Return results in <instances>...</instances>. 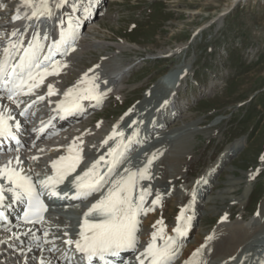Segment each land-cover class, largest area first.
<instances>
[{"label":"rangeland","instance_id":"1","mask_svg":"<svg viewBox=\"0 0 264 264\" xmlns=\"http://www.w3.org/2000/svg\"><path fill=\"white\" fill-rule=\"evenodd\" d=\"M14 1L9 0L8 6L1 10H10ZM102 4L105 14L97 12L92 30L84 35L89 45L77 49L75 58L67 59L70 65L65 84L75 80L92 62L109 60L126 70L118 85L121 90L118 96L111 94L104 98L84 118L83 124L87 121V126L75 125L74 131L81 128L101 131L110 126L149 95L155 83L161 81L159 78L185 63L187 69L178 88L173 90L171 102L179 110L173 117L172 108H164L156 127L157 131L159 128L171 131L189 125L192 130V135L182 140L190 144L186 158L189 164L183 165L172 189L196 181L207 169H212L209 176L214 184L199 196L200 202L206 205L211 196L229 188L224 199L218 197L215 206H211L213 202L207 204L216 213L202 215L203 229L197 218L185 245L195 239L198 230L211 233L220 224L224 209L227 212L232 209L231 220L226 219L229 221L226 225L236 221L247 224L259 213L264 198V0H117L113 3L103 0ZM146 113H139L142 117L138 118L144 120ZM156 128L152 133L159 134ZM182 133L181 138L188 134ZM142 141H138L139 145ZM238 142L241 145L237 149L226 152ZM222 157L226 159L220 162ZM216 161L219 168L214 167ZM228 179L235 181V185L227 186ZM157 197L159 203L153 204ZM157 197L146 201L145 209L150 210L141 215L140 239H145L163 218H178L177 213L188 198L186 195L183 202L171 195ZM243 213L246 217L241 219ZM148 217V223L142 224ZM14 254L15 250L6 246L0 264H24L33 260ZM177 257L175 263L181 262Z\"/></svg>","mask_w":264,"mask_h":264},{"label":"bare ground","instance_id":"2","mask_svg":"<svg viewBox=\"0 0 264 264\" xmlns=\"http://www.w3.org/2000/svg\"><path fill=\"white\" fill-rule=\"evenodd\" d=\"M77 2L78 0H67V3L59 8H56L53 5V17L44 20L49 23V30L56 27L60 29L62 28L66 37H68V39H66V43L68 45L65 44L67 46V52L65 54L67 55V59L75 58L74 56L77 52L76 48H85L88 44L84 39L79 40L77 38L78 35L76 30L73 32L70 31L71 28L67 27L65 24L69 23L65 22L68 18L71 23H76L77 19L74 18V16L77 17L79 10L75 13L73 10L76 7ZM8 3L9 0H0V8L8 6ZM13 4L14 6L8 11L0 9V36L4 35L6 44H14L19 40L30 41L23 37V33L27 28V19L23 17L21 19H13V17L20 12H17V10L21 7V0H15ZM82 7L83 6L80 8ZM6 14L8 15L6 16ZM33 27L35 28L36 26L33 25ZM14 32L16 33L15 35H13ZM35 33L37 35L36 31ZM44 38H46L44 40L45 42L49 41L48 36ZM31 42H34V40H31ZM108 61L104 60L100 63L88 66L86 68V70H89L88 72L82 71L75 80L68 84H65V76L69 72V64H67V60L64 59L62 62H52L48 70L52 71V66L55 63L58 66V74L52 75L49 79L48 85L50 83L54 85L55 95H48V98H55L56 96L62 94L64 90L74 88L77 90H83L85 87L88 88L92 84L98 85V93H103L100 100L104 97L110 96L111 94L118 95L121 92L118 85L124 78L122 73L126 70V68L122 69V67L117 66L116 63ZM185 69V63L181 65L179 64L175 71L168 73L162 81L156 82L153 88H151L149 95L144 97L138 105L132 107V109H130L122 119L118 120V123H112L108 128L104 130L102 129L101 131L103 134L100 129L95 130L82 128L79 132L76 131V133L73 132V134L68 135L65 139L64 148L51 147L50 143L46 142L47 144H39L32 149L27 148L26 150H22L18 153L6 154L0 158V170L19 169V174L27 173L31 179H37V175L41 174L42 176L40 177V180H42L50 176L53 172L52 163L54 161H58L57 157L60 154H63V157L69 156L70 147L73 148L71 153L73 156L76 155L75 151L78 150L81 157L80 163L74 172L75 175L82 174L96 161H100L97 171H99L102 167L103 170L106 168L109 170L108 162L112 161L113 158L116 157L120 162L115 165L114 170L106 178L109 181L111 176L115 173L117 175L119 174L117 179L121 176H126L127 173H125L124 169H129L132 172L147 169L146 175L149 177L148 179H139V176L136 178V185L131 191L134 201L138 200L143 189H148L149 192V194H147L144 198L143 206L146 205V201H149V197L154 199L158 195H171V197H174L175 199L179 197L183 202L185 201V196L187 195L188 197L187 200L182 203L180 211L177 213V215H181L179 220H167V218H165V220L168 221L165 223L163 218L162 221H160L161 224H159L155 229H151L152 231L149 230L150 233H147L148 235H146L145 239H140L141 245L144 246L145 250L150 243H154L157 247H164L166 244L172 243L173 248L176 250V255L172 259L179 256L182 260L181 262L174 264H258L264 257V198L261 201L259 213L256 217L254 216L250 219L247 224H242L236 221L230 226L226 225V223L231 220L232 209L230 210L228 208L230 210L229 212L226 211L227 209H224L221 213L222 216H220L221 222H218L220 224H218L211 233L198 230L195 234V239L191 243L185 245L186 239L184 238L186 236V231L189 230L190 227L194 226L197 218L199 221L198 224L200 225L199 227L202 229L203 227L205 228L204 216L202 215H206V213H216L215 210L208 207L209 205L207 206V204L213 202L210 204L211 206H215L218 197H223L226 192L229 191V188L226 192L211 196L206 205L200 202L198 197L205 193L208 189L212 188L214 184L211 180V176H209L212 169H210V171L207 169L206 171L204 170V173L202 172V174H199L196 181H193L183 187L181 185V188L177 187V189H172L174 188L172 187L173 182H176L180 178L183 165L188 163L186 158L189 156L190 144H185V141L182 140L192 135V130L189 125L174 128L171 131H159V134L156 135L152 133L149 134L147 129H144L143 133H139V131L136 130L138 121H141L139 125L144 122L143 125L145 126H158V116L160 112H157V117L156 113L149 117L146 112H151L150 110L157 108V106H159V110L162 107L169 106L171 89L167 90L165 81L173 83L172 85H176L175 82L177 76L182 74ZM157 90L159 95L157 94ZM46 91L48 93V89ZM76 94H78V92H74V95ZM79 101L85 106L97 102L95 99H82ZM153 102L156 104L151 105ZM8 105V102H4V105L2 104L3 107H7ZM141 109L142 112H140ZM2 111L4 110L2 109ZM11 113H13V111H11ZM139 113H146L144 120L139 119L140 115L142 117V114L138 115ZM16 116H18V114ZM91 119V121L94 120L93 118ZM31 121L32 119L29 115H27L25 117H20L19 123L23 124ZM99 125L103 124L101 123ZM133 127L135 130H132ZM133 131L134 133L138 132L137 137L141 138L142 136L145 138V141L142 143L140 149L138 148L140 150L137 155L138 157L131 160L129 165L125 166L122 171L119 169L122 158L127 156L129 147L136 143L134 140L135 137H133ZM184 131L188 134H186L184 138H181L180 136ZM93 133L95 134L93 135ZM120 133H122V135ZM193 133L195 132L193 131ZM73 135L78 136L73 139ZM108 136H110V139L107 140V143H105V138ZM178 139L181 140L178 141ZM121 141H124L123 146ZM240 145L241 142L236 144L234 143L226 152H233ZM107 147H109V149H107ZM104 149H107L108 152H106L107 154L104 156L99 155L101 152L94 155L96 152H99L100 150L103 151ZM110 149L116 150L114 156L109 155ZM121 151L123 152V156L119 157ZM100 157H104L105 159L101 161ZM222 158L220 159V162L226 159V157ZM183 161L184 163L180 164ZM152 163H156L153 169L150 168ZM218 164L219 163L216 161L214 167L219 168ZM18 166H20V168H18ZM164 177H166V179H164ZM201 177L203 178L201 179ZM0 181L7 182V177L4 176L3 178V176H0ZM234 183L235 181L228 179L226 185L231 187L232 185H235ZM38 184L40 185L39 180ZM12 194L16 193L12 192ZM65 196L67 197L68 195L66 194ZM100 196V194H95L91 197L93 203L100 200L102 198ZM224 198L225 197H223V199ZM2 201H5L3 209L4 207L7 209L11 208L12 203L10 199L8 201L3 199ZM85 203H89L90 206L84 207L80 209V211L74 210L69 213L74 214L87 212L92 206V201L86 199ZM203 206L205 209H203ZM182 209L184 210L183 214L181 212ZM245 214L246 213L241 214L240 218H245ZM91 217L93 220L97 221L103 219V216L96 213L91 214ZM71 218H73V216ZM149 219L150 217L146 218L142 224H147ZM72 220L73 219L69 220L67 217L64 218L63 216L51 214L39 226H35L33 228L22 224H11L10 220L0 221V256L5 253L6 246L10 245L11 249L15 250V256L22 257L23 255H26L27 258H33V260L31 259V263H29L30 261L26 259L29 262L24 264H84L79 258L70 259V263L67 261V254L69 251L68 249L66 250V246H73V242L77 236V232H74L73 230L75 225ZM203 223L204 225L202 226ZM177 228H180L184 234L180 235L177 231H175ZM24 230L27 231L24 233ZM153 234H155V240H153ZM208 237H211V239H208ZM69 240H71L72 243H67ZM142 240H144L143 243ZM149 260L150 258L146 255H132V261L134 264H141V261H143V264H150Z\"/></svg>","mask_w":264,"mask_h":264},{"label":"snow or ice","instance_id":"3","mask_svg":"<svg viewBox=\"0 0 264 264\" xmlns=\"http://www.w3.org/2000/svg\"><path fill=\"white\" fill-rule=\"evenodd\" d=\"M67 3V0H21V7L26 9V19L40 20L41 18H50L53 13V5L56 8L62 7ZM20 9L17 10L19 12ZM18 14L13 19H21ZM16 33L14 32L13 35ZM62 39H68V37L62 36ZM15 48V45H13ZM39 46L29 47L23 50L24 54L20 56L18 64L13 68L15 72L16 68L21 69V72L27 70V79H20V83L16 85V88H22L28 81L33 83L29 85V92L32 88L39 86L43 83L46 75H57L58 66L53 64L52 71L45 68L40 71L42 65L39 62ZM8 52V49H5ZM62 67V66H60ZM35 69V70H33ZM4 74V64H0V75ZM11 75V73L9 74ZM98 85L92 84L90 87L77 90L69 89L64 93L66 98L71 97L72 101L70 104H60L57 107L64 112H71L73 109L79 108V100L82 99H95L99 103L103 93L97 92ZM74 92L78 94L74 95ZM49 96L55 95L54 86L48 85ZM43 99V97H39ZM9 100L13 99V95L8 96ZM4 119L0 116V134L4 130ZM122 135V134H121ZM107 143V141H105ZM73 148H69V156L60 157L58 161L52 163L53 175L48 176L45 179L39 181L43 188L49 189L50 196L59 195L55 190L56 185L64 182L65 178L70 176L76 171L77 166L80 163V155L77 153L73 156L71 153ZM115 149H110L109 155H113ZM104 157H100V160H104ZM120 161L114 157L109 163V170L107 173H99L97 171L100 161L94 162L90 168L84 171L82 174L77 175L72 181L73 186L77 190V197L87 198L92 193L98 191L105 183H109L110 187L107 193L102 196L100 200L93 203L91 208L84 214L85 220L81 225L80 237L81 240L76 241V249L87 254L89 257H103L105 254L117 255L118 252L123 248L134 247L136 242V233L138 230L139 221L137 219L140 212H147L150 209L143 208L144 198L149 194L148 189H143L142 194L138 200L133 199L131 195L132 189L136 185V178L148 179L146 175L147 169L140 170L139 172H132L129 169H124L126 176H121L119 179L107 180L106 178L114 170L115 165ZM0 176H6L7 180L11 184L30 197V209L37 215L45 210V206L38 199V194L35 202H32L33 185L29 178L21 176L18 172L11 169L0 170ZM3 189H0V200L3 199ZM66 195V194H65ZM153 204L159 203V197L152 201ZM183 209L181 210L183 214ZM99 214L103 216L102 220L93 222L88 217L93 214ZM42 218V217H41ZM180 219V217H178ZM190 219V218H189ZM161 223V222H158ZM180 235L184 233L180 228L175 229ZM211 239V237H208ZM153 240H155V234H153ZM67 243H72L71 240ZM150 258V264H170L171 259L176 255V250L173 248V244H166L164 247H157L154 243H150L145 253ZM143 264V261H141Z\"/></svg>","mask_w":264,"mask_h":264}]
</instances>
